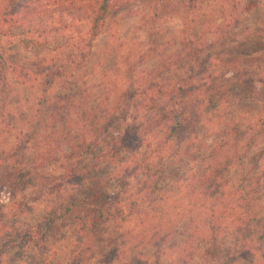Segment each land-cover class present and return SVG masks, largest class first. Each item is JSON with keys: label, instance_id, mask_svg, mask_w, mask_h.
Listing matches in <instances>:
<instances>
[{"label": "trees", "instance_id": "trees-1", "mask_svg": "<svg viewBox=\"0 0 264 264\" xmlns=\"http://www.w3.org/2000/svg\"><path fill=\"white\" fill-rule=\"evenodd\" d=\"M131 1L0 0V44L16 40L31 54L16 67L0 51V138L12 131L21 138L0 156V196L7 189L14 199L33 186L40 198L51 195L45 193L51 180L37 172L60 162L55 186L65 192L57 210L13 241L38 246L61 220L59 227H76L104 248L101 264H114L130 222L146 221L147 206L181 191L189 210L181 233L191 248L187 257L200 250L203 264H264V153L248 159L264 138V62L246 60L264 45L221 55L214 47L219 31L206 23V0H183L175 13L177 51L154 48V71L136 78L131 70L121 73L127 87L92 103L85 83L77 87V72L111 9ZM218 7H227L225 0ZM13 80L35 89L19 120L7 111ZM29 149L34 157L27 163ZM4 231L0 238L11 237ZM171 234L149 237L157 255ZM6 246L1 240L0 264Z\"/></svg>", "mask_w": 264, "mask_h": 264}, {"label": "rangeland", "instance_id": "rangeland-1", "mask_svg": "<svg viewBox=\"0 0 264 264\" xmlns=\"http://www.w3.org/2000/svg\"><path fill=\"white\" fill-rule=\"evenodd\" d=\"M182 1L132 0L122 7L111 9L101 35L93 44L91 57L79 69L75 79L77 87L85 83V95L92 103H102L109 93L112 96L127 87L128 84L123 85L124 81L119 79L121 73L131 70L136 78L146 77L148 72L154 71L158 61L154 48L156 51L165 50L167 55L177 51L181 27L176 14ZM218 1L224 0H206V23H212L219 31L214 47L222 51L221 55H224V49L235 50L239 46L252 52L259 51L264 45V0H225L227 7L224 9L218 7ZM0 51L16 67L28 64L31 58V54L23 51L12 39L2 40ZM246 60L251 65H263L264 50L248 55ZM113 82L115 87H111ZM12 83L13 93L7 111L19 120L32 106L35 89L19 85L16 80ZM59 92H62L61 89ZM59 92L54 91L53 95ZM72 92H77V89L74 87ZM17 134L7 132L0 138V156L18 143L21 138H17ZM262 153L264 138L253 147L248 159ZM23 154L27 163L34 157L32 149ZM60 163L37 172L45 181L51 180L45 188V193L51 195L40 198L33 186L14 199L10 198L7 189L0 196V227L5 230L4 233L11 235L7 238L3 234L0 238L2 244H7L2 248L4 264H101L99 253H104V248L95 240L81 236L76 227H59L61 220L55 221L53 231L48 235L46 233V239L39 241L38 246L28 244L25 239L13 241L18 238L16 232L40 226L50 210L60 207L59 202L65 197L63 189L58 192V186H55L61 183L63 170ZM0 172L4 175V170ZM184 196L185 192L180 191L171 194L167 201L158 199V202L146 207V221H131L127 229L132 232L119 246L116 252L118 260L114 264H203L200 250L194 252L195 259L187 257L192 252H184L185 248L188 251L191 249L190 245H185L186 235L181 234L183 225L189 221L188 200ZM19 203H26L28 209L23 212ZM261 204L264 213V198ZM157 228L159 231H155ZM167 230L173 231V234L157 255V248L149 244V237L155 233L163 236Z\"/></svg>", "mask_w": 264, "mask_h": 264}]
</instances>
